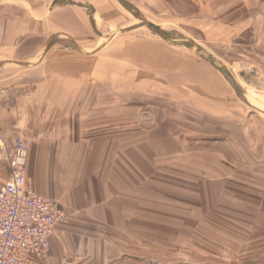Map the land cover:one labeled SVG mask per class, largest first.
Here are the masks:
<instances>
[{
  "label": "rangeland",
  "instance_id": "obj_1",
  "mask_svg": "<svg viewBox=\"0 0 264 264\" xmlns=\"http://www.w3.org/2000/svg\"><path fill=\"white\" fill-rule=\"evenodd\" d=\"M110 1L99 4L103 9L94 19L88 4L66 8L88 16L86 34L59 37L48 27L40 36H21L11 65L0 69L2 104L33 94V69L20 61L34 51L43 56L64 45L62 53L80 52L90 60L88 66L64 64L67 77L45 84L40 97L30 101L37 108L21 132L27 151L33 139L46 149L56 142L62 153L80 156L92 175L102 170V148L96 144L103 136L113 139L120 145L116 156L129 151L138 156L137 186L152 189L137 191L130 220L153 222V262L264 264V79L245 64L246 51L212 45V4L205 18L196 20L195 9L185 2L162 9L161 2ZM21 5L30 10L45 4ZM16 6L5 9L15 13ZM145 22L173 39L155 34ZM1 23L0 18V28ZM80 44L86 49L77 50ZM12 50L0 45V58ZM203 54L224 66L240 91ZM221 83L227 97L216 100L212 91L222 93ZM143 149L152 157L150 167L140 166ZM220 190L223 199L212 205ZM79 255L77 264L83 261Z\"/></svg>",
  "mask_w": 264,
  "mask_h": 264
},
{
  "label": "crops",
  "instance_id": "obj_2",
  "mask_svg": "<svg viewBox=\"0 0 264 264\" xmlns=\"http://www.w3.org/2000/svg\"><path fill=\"white\" fill-rule=\"evenodd\" d=\"M104 1L0 0L2 5L0 30L3 35L0 38V45L4 48L10 46L13 48L11 52L13 55L0 58V69H4L6 64L11 65L21 36L22 38L40 36L41 33L45 34L48 27L55 28L51 34H59V37L69 35L76 38L86 34L89 29L88 16L85 15L84 20L85 16L78 15L80 12L74 13L66 8L76 6L86 8L84 4H88L94 19L101 14L103 5L99 4ZM144 1L145 3L161 2L162 9L164 4L169 6L170 3L191 4V7L195 9L193 17L196 20L205 18L203 13L206 11V6L212 4V45L216 49L221 46H232L246 51L248 56L245 64L256 68L257 74L264 79V0ZM26 3L45 5L32 6L29 10L21 5ZM5 4H17L16 12L12 13L11 8L5 9ZM4 21L8 23L5 25ZM59 46L47 49L43 56L36 50L25 61H20L31 64L33 69V75L29 76L32 78L33 94L18 95L15 99L12 97L10 102L7 100L0 104V181H5L9 173L3 143L8 146L10 139L15 135L26 141L21 132L26 129L27 116L37 108L31 107L30 101L34 103L35 99L40 97L37 93L45 84L57 81L59 77H67L62 71L67 62L78 61L88 66L90 60L83 59L88 54L80 52L78 55L64 54L62 50H66V46ZM76 49L83 51L86 48L80 44V47ZM164 51L169 54V50ZM249 60L251 63H248ZM41 75L44 77L42 78ZM26 86L28 85L20 87ZM220 87L222 91L224 90L222 93L212 91V94L218 97L216 100L227 97L225 84L221 83ZM17 89H19L18 86ZM4 92L0 88V94ZM38 143H40L38 139H33L29 144L24 174L25 187L44 198L56 199L66 219L57 226L50 241L48 255L42 260H35L33 264H59L62 258L75 253L83 255L81 264H169L165 259H155L153 262V222H131L130 220L138 203L137 196L141 195L137 191L145 194L152 190L147 186H137L138 156L136 153L129 151L127 155L116 156L115 148L120 145L113 139L103 136L99 145L96 144L102 148V157L98 158L99 164H102V170L91 175L86 172L88 170L86 166H81L83 159L77 154L62 153L58 149L60 145H55L56 142L53 144L50 142L47 149ZM133 151H136V147ZM140 158V166H151H147L152 164V157L146 149L141 151ZM70 161L73 165L68 169ZM67 172L70 174L66 175ZM214 199L212 205L223 199L221 190L214 193L212 200ZM164 243L166 242L161 239L160 245L163 246Z\"/></svg>",
  "mask_w": 264,
  "mask_h": 264
},
{
  "label": "built area",
  "instance_id": "obj_3",
  "mask_svg": "<svg viewBox=\"0 0 264 264\" xmlns=\"http://www.w3.org/2000/svg\"><path fill=\"white\" fill-rule=\"evenodd\" d=\"M3 151L8 177L0 181V264H33L50 251V241L65 213L56 202L25 187L27 147L13 136ZM78 253L63 260L77 264Z\"/></svg>",
  "mask_w": 264,
  "mask_h": 264
},
{
  "label": "water",
  "instance_id": "obj_4",
  "mask_svg": "<svg viewBox=\"0 0 264 264\" xmlns=\"http://www.w3.org/2000/svg\"><path fill=\"white\" fill-rule=\"evenodd\" d=\"M144 25H145L148 29L152 30L155 34L161 36L162 38H166V39L170 38V39H173V37H172L170 34H168L167 32H164V31L161 30L159 27H156V26H154V25H152V24H150V23H145ZM186 48H190V47H189L188 45H186ZM198 50H199V49H198ZM200 52H201V51H200ZM203 55H204L205 59H207V60L210 62V64H212L213 66H215V67L217 68V70H218L222 75H224V77H225L226 79H228V80L231 82L232 86H234V88H236V90H239V91H240V88L234 83V81L232 80V78H231L228 74L225 73V71L223 70L222 67H218V66H216L217 63H216L213 59H211L210 56H208V55H206V54H203ZM204 57H203V58H204Z\"/></svg>",
  "mask_w": 264,
  "mask_h": 264
},
{
  "label": "bare ground",
  "instance_id": "obj_5",
  "mask_svg": "<svg viewBox=\"0 0 264 264\" xmlns=\"http://www.w3.org/2000/svg\"><path fill=\"white\" fill-rule=\"evenodd\" d=\"M223 68V67H222ZM223 70H224V68H223ZM225 71V70H224Z\"/></svg>",
  "mask_w": 264,
  "mask_h": 264
}]
</instances>
